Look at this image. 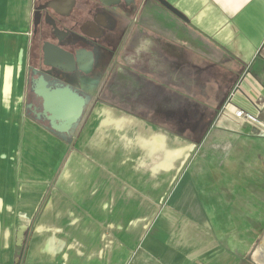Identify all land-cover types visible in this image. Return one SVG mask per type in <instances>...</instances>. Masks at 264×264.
<instances>
[{
	"label": "crops",
	"instance_id": "obj_1",
	"mask_svg": "<svg viewBox=\"0 0 264 264\" xmlns=\"http://www.w3.org/2000/svg\"><path fill=\"white\" fill-rule=\"evenodd\" d=\"M39 1L0 0V264H258L264 0H166L187 20L160 0H123L118 31L131 28L108 80L118 63L150 92L86 104L69 91L72 118L56 120L64 128L81 113L69 132L46 124L44 95L46 81L56 95L72 81L34 72ZM50 1L75 9V0ZM97 20L114 18L83 17L86 34H99ZM85 59L78 68L90 74L97 62ZM199 138L195 157L178 144ZM17 224L31 230L20 257Z\"/></svg>",
	"mask_w": 264,
	"mask_h": 264
},
{
	"label": "flooded vegetation",
	"instance_id": "obj_2",
	"mask_svg": "<svg viewBox=\"0 0 264 264\" xmlns=\"http://www.w3.org/2000/svg\"><path fill=\"white\" fill-rule=\"evenodd\" d=\"M116 2L117 3L108 7L100 3L99 0H75V9L73 8L72 13H69L68 15L65 14V11L60 13V11L55 8L54 3L50 0H41L37 2L35 10V22L37 26L34 34V49H37L39 54V68L44 70L51 69L44 65L43 48L47 42L62 47L68 51L74 53L81 52V54H83L84 52L87 53V51L92 52V49L98 45V40L104 37L106 29L119 32L118 25L120 24V21L118 19L122 15H120V11L117 7L122 8L124 1L117 0ZM97 11H100L101 13L103 12L104 15H108L110 19L114 18V20H112L110 24L103 22L102 20H97L100 25V28L97 30L99 34L88 35L84 32V29H82L81 19L87 15H95ZM50 17L54 18L55 24H50L48 22V20H52ZM36 37L38 38L37 43H35ZM104 43L105 41H103V44ZM34 56L38 57L36 55ZM53 70L57 73V76L63 77L64 79V75L68 77L70 76L72 79L69 77L70 79L66 78V80L68 79L72 81L73 84L83 86H85V83H89L92 78L91 74L95 71L93 67V71L90 74H85L77 67L73 73L67 75L65 73L59 74V71L56 69ZM99 81L100 80L94 82V84H98ZM260 256L264 259V255L260 254Z\"/></svg>",
	"mask_w": 264,
	"mask_h": 264
},
{
	"label": "rangeland",
	"instance_id": "obj_3",
	"mask_svg": "<svg viewBox=\"0 0 264 264\" xmlns=\"http://www.w3.org/2000/svg\"><path fill=\"white\" fill-rule=\"evenodd\" d=\"M100 2V0H99ZM101 3V2H100ZM119 10H121L120 7H117ZM140 11V9H139ZM139 14V12L137 13V15ZM137 17V16H136ZM137 20H135L136 22ZM135 24V23H134ZM130 24H128L126 22V24L124 26H122L119 29V32L117 31H112V30H107L105 32V35L102 39L98 40V45H96L93 49H92V53L93 55H95V61L97 62V67L96 70L91 74L92 78L89 81V83H87L86 88L89 89V91L86 89L87 93L91 94V101L93 100H97L100 98H105V97H117V98H134V92L133 89L137 87V90H141L140 87L142 88V91L145 94H148L150 92L149 87H145V84H141L138 79H135L133 77L131 78H127L126 76L129 75L131 76L129 73H126V75L124 76V74H122V72H124V69L121 68V66L118 65V63L116 64V67L113 69V75H111L112 77L109 78L108 77L110 75V69L112 68V64L113 62L116 60L119 52H120V48L122 46V44L126 42V40L128 39V37H125L126 34L128 33L129 28H131L129 26ZM131 30V29H130ZM103 41H105V43L103 44ZM38 42V38H35V43ZM108 43V44H106ZM130 45H128L129 47ZM103 71V72H102ZM124 76V78L122 77ZM128 76V77H129ZM65 78L68 79H72V77H68L65 76ZM67 79V80H68ZM99 81L98 83V87L95 89H93V85L94 82ZM103 80H106V82H103ZM123 80V81H121ZM78 83V82H77ZM109 91L111 93H109ZM89 100V101H90ZM90 101V102H91ZM50 120V121H49ZM49 120L46 122V124L48 126H50V122H53V119L49 118ZM179 140V145H190L192 147V155L193 157L197 156V152H199V147L202 146V139L200 141H187V140H183V139H178ZM4 154L0 153V188H1V179L3 177V168L1 166V161L3 158ZM15 159H17V157H15ZM38 161L40 160L39 157V152H31L29 154V158H28V162L30 163L31 167L32 165H34L35 163H37L35 160ZM38 164V163H37ZM2 196L0 197V209H3V205H4V201L1 200ZM5 208V207H4ZM30 228L27 226L26 230H23L22 232V225L21 224H17L15 225V244H16V251L15 254L16 256L20 257L21 253L23 252V248L24 245L27 246L29 237H30V232L31 230H29ZM21 230V231H20ZM22 233L21 235H19L18 233ZM20 242V244L18 243ZM258 244V242H257ZM256 244V247H257ZM263 251H259V249L256 248V252H255V259L259 262H257L258 264H264V259L262 256H260V253H262ZM263 255V253H262Z\"/></svg>",
	"mask_w": 264,
	"mask_h": 264
},
{
	"label": "water",
	"instance_id": "obj_4",
	"mask_svg": "<svg viewBox=\"0 0 264 264\" xmlns=\"http://www.w3.org/2000/svg\"><path fill=\"white\" fill-rule=\"evenodd\" d=\"M117 0H100V2L105 5V6H112L113 4L117 3ZM126 1V0H125ZM160 2L166 6L168 9H170L173 13H175L176 15H178L179 17H181L184 20H187L186 17L178 10L176 9L173 5H171L170 3H168L166 0H160ZM128 5H130L128 2H126ZM49 15V14H48ZM47 15V16H48ZM50 16V15H49ZM123 17V16H122ZM52 20H48V22L50 24H55V20L54 18L50 17ZM101 30V29H100ZM44 51V65L48 66L50 68L52 67H57L59 70V74L64 71L67 73H73L74 70L81 66L82 67V61L85 62L88 56L90 57V60L92 61V63H94V55L92 52H84L83 54H81V52L78 53H74L71 51H68L62 47H59L57 45L51 44V43H46L44 45L43 48ZM86 55V57L84 56ZM85 60V61H84ZM65 66V67H62ZM50 70V69H49ZM35 73H41L40 75V79L44 80V74L45 75H52V73H55L53 68L48 71V70H44V69H40V68H35L34 69ZM63 72V73H64ZM57 75V73H56ZM46 81V80H44ZM70 82V81H69ZM46 84H49V86H47V91L44 93V98H45V107L48 110L47 112L49 113V115H47V119L49 120V118L53 119V122H50V126L57 132H69L73 126V124L75 122L78 121L79 116H76V118L71 122L69 121V123L64 126V128H60L57 123L56 120L57 118H59L60 115H62V117L64 118H72V113H69L70 110H72L69 106V102L71 101V97L69 95V91L79 94L80 97L82 98L83 102L87 104V102L90 100L87 98V94L91 96L90 93L83 92V85H79V84H65V83H61L63 85V90L61 92H57V93H61V95H56V90L57 89H53L52 88V84H50L49 82L46 81ZM60 84V83H58ZM37 92H39V90H36ZM55 91V92H54ZM50 121V120H49ZM261 248V251H264V233L262 235V238L260 240V244L258 246V248Z\"/></svg>",
	"mask_w": 264,
	"mask_h": 264
},
{
	"label": "built area",
	"instance_id": "obj_5",
	"mask_svg": "<svg viewBox=\"0 0 264 264\" xmlns=\"http://www.w3.org/2000/svg\"><path fill=\"white\" fill-rule=\"evenodd\" d=\"M234 114L237 117L243 118V119L253 123L254 125H259V124L262 123V121L259 118V116H257L256 114H253L251 112H247L245 109L235 108L234 109Z\"/></svg>",
	"mask_w": 264,
	"mask_h": 264
},
{
	"label": "trees",
	"instance_id": "obj_6",
	"mask_svg": "<svg viewBox=\"0 0 264 264\" xmlns=\"http://www.w3.org/2000/svg\"><path fill=\"white\" fill-rule=\"evenodd\" d=\"M87 98H88V99H91V96L87 94ZM194 140H196V141H200L201 138H199V139H194Z\"/></svg>",
	"mask_w": 264,
	"mask_h": 264
}]
</instances>
